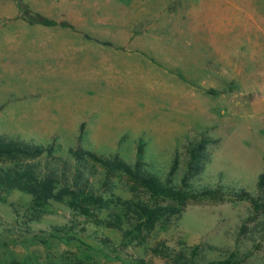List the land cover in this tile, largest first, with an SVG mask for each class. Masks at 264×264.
<instances>
[{"label": "rangeland", "instance_id": "1", "mask_svg": "<svg viewBox=\"0 0 264 264\" xmlns=\"http://www.w3.org/2000/svg\"><path fill=\"white\" fill-rule=\"evenodd\" d=\"M13 22L70 26L128 53L111 130L50 135L54 122L36 119L30 89L0 81V135L45 148L26 162L56 167L60 180L64 166L84 167L99 194L127 204L85 217L65 198L39 209L23 192L2 191L0 264H175L152 252L160 246L171 256L195 251L202 264H264V0H0V28ZM80 149L140 160L164 179L176 162L170 177L183 191L218 193L156 205L133 177L77 160L71 151ZM135 203L173 214L138 229ZM54 227L74 240L51 238ZM76 239L104 255L79 258L87 247Z\"/></svg>", "mask_w": 264, "mask_h": 264}, {"label": "crops", "instance_id": "2", "mask_svg": "<svg viewBox=\"0 0 264 264\" xmlns=\"http://www.w3.org/2000/svg\"><path fill=\"white\" fill-rule=\"evenodd\" d=\"M126 53L81 29L13 22L0 28V81L8 89H30L37 98L36 119L54 122L50 135L111 130L112 98Z\"/></svg>", "mask_w": 264, "mask_h": 264}, {"label": "trees", "instance_id": "3", "mask_svg": "<svg viewBox=\"0 0 264 264\" xmlns=\"http://www.w3.org/2000/svg\"><path fill=\"white\" fill-rule=\"evenodd\" d=\"M104 44L111 45L109 43ZM52 150L53 145L49 147L48 154H51ZM44 151L45 148L42 146L30 145L19 139L0 135V159L8 161L5 164L0 165V192L5 190H18L23 192L31 197L33 205L39 209L50 205L52 201H58L65 198L67 200V205L71 209L85 217H91L93 216V211L102 210L113 203H120L122 205L127 204V202L122 201L120 197L113 196L114 198L108 197V199H106L107 197L99 194L94 189L90 181V176L85 174L84 167L78 166L70 169L67 168V166H64L62 169V179L60 180L59 176L56 174V167L51 168L46 163L41 171L35 164L25 161L26 159H33L42 155ZM71 153L77 160L87 158L101 164L108 174L122 172L133 177L149 192L150 198L156 205L160 200L175 202L186 197L198 198L202 196H214L218 193V191L212 189H205L202 191L186 189V192L183 191L184 189L173 183L174 180L170 177L176 169V162L173 167H171L169 177L164 179L160 175L152 173L149 164H142L140 160H138L135 165H131L124 159L118 157V155L104 157L99 156L92 151L82 149L76 151L72 150ZM67 172L71 173V179L68 177ZM258 188L264 190V172L259 176ZM153 203H135V208L138 213V218L136 219L138 229H140L141 226L145 228L155 227L157 222L162 223L164 218L168 217L167 215L173 214L170 206H167V209H162V207L156 208L157 206ZM69 232L70 231L65 227H54L52 228L50 237L61 239L64 242H71L74 240L75 236H68L72 233ZM66 236L67 238H65ZM76 240L82 245H85V242H80L79 239ZM86 247L87 248L85 249L81 246L80 250L85 249V252H83L85 256L81 255L79 258L89 257L93 259L95 252L100 256L104 255L103 251H96L94 248L90 249L91 247ZM151 250L155 255L173 259L175 264H202L195 259V251L192 252L191 255L181 252L178 255L171 256L165 248H162V246ZM138 261L143 263L141 258H139ZM65 263L66 262H64L61 257L58 262L50 260L48 263L38 264ZM10 264L25 263L12 260ZM125 264L131 263L128 262ZM209 264H235V261L230 258L225 261L212 262Z\"/></svg>", "mask_w": 264, "mask_h": 264}]
</instances>
